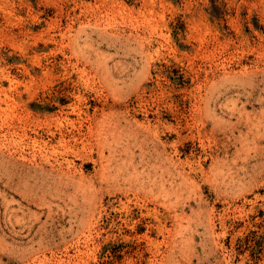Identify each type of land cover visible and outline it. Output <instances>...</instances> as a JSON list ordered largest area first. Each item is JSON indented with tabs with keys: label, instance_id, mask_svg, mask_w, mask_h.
Here are the masks:
<instances>
[{
	"label": "rangeland",
	"instance_id": "1",
	"mask_svg": "<svg viewBox=\"0 0 264 264\" xmlns=\"http://www.w3.org/2000/svg\"><path fill=\"white\" fill-rule=\"evenodd\" d=\"M0 264H264V0H0Z\"/></svg>",
	"mask_w": 264,
	"mask_h": 264
},
{
	"label": "bare ground",
	"instance_id": "2",
	"mask_svg": "<svg viewBox=\"0 0 264 264\" xmlns=\"http://www.w3.org/2000/svg\"><path fill=\"white\" fill-rule=\"evenodd\" d=\"M12 82V81H11ZM9 100V99H8ZM29 100V99H28ZM6 102V101H5ZM15 103V102H14ZM13 106V105H12ZM66 108V107H65ZM74 110V109H73ZM24 111V110H23ZM74 112V111H73ZM25 113V112H24ZM10 116V115H9ZM25 116V115H24ZM11 117V116H10ZM9 117V118H10ZM60 118V117H59ZM89 120V119H88ZM18 121V120H17ZM89 122V121H88ZM15 125V124H14ZM60 125V124H59ZM11 126V125H10ZM46 127V126H45ZM73 127V126H72ZM71 128V127H70ZM77 128V127H76ZM87 128V127H86ZM8 131V130H7ZM60 131V130H59ZM58 131V132H59ZM77 132V131H76ZM73 133V132H72ZM35 134V133H34ZM57 134V133H56ZM22 136V135H21ZM25 137V136H24ZM19 138V137H18ZM65 139V138H64ZM64 141V140H63ZM68 141V140H67ZM82 141V140H81ZM61 143H62V141H61ZM65 143V142H64ZM16 144V143H15ZM27 145V144H26ZM67 145V144H66ZM71 146V145H70ZM42 147V146H41ZM67 148V147H66ZM69 148V147H68ZM70 148H72V147H70ZM87 148V147H86ZM81 149V148H80ZM43 150V149H42ZM46 150V149H45ZM49 150V149H48ZM87 150V149H86ZM53 151V150H52ZM70 151V150H69ZM107 151V150H106ZM73 152V151H72ZM84 152V151H83ZM45 153H48V152H45ZM67 153V152H66ZM50 154V153H49ZM30 155V154H29ZM61 155V154H60ZM44 156V155H43ZM46 156V155H45ZM25 157V156H24ZM67 163V162H66ZM68 164V163H67ZM66 164V165H67ZM53 165V164H52ZM35 166V165H34ZM39 166V165H38ZM68 166V165H67ZM52 168V167H51ZM187 181V180H186ZM188 182V181H187ZM164 205V204H163ZM165 206V205H164ZM144 208V207H143ZM154 214V213H153ZM158 214V213H157ZM158 222V221H157ZM132 224V223H131ZM164 224V223H163ZM158 227V226H157ZM149 238V237H148Z\"/></svg>",
	"mask_w": 264,
	"mask_h": 264
}]
</instances>
